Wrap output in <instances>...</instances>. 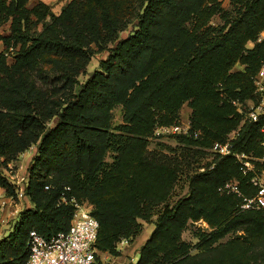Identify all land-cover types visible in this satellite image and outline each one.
<instances>
[{
    "label": "trees",
    "instance_id": "trees-1",
    "mask_svg": "<svg viewBox=\"0 0 264 264\" xmlns=\"http://www.w3.org/2000/svg\"><path fill=\"white\" fill-rule=\"evenodd\" d=\"M31 1L0 0V29L9 24L7 35L0 30V166L37 148L28 168L30 207L0 241V264L27 263L32 230L44 238L67 232L72 197L94 206L96 248L103 252L114 251L118 240L136 233V219L149 221L153 208L165 204L138 264H184L188 248L180 237L189 220L215 228L204 245L243 225L264 236V210L241 212L239 198L218 191L236 178L244 193L253 192L233 158L215 161L211 170L206 164L191 179L189 196L170 207L184 163L148 150L155 127L176 120L186 104L198 137H184L188 146L224 143L241 125L234 102L253 98L264 63V40L258 41L264 0H232L229 10L219 0H70L58 16ZM99 51L107 58L81 83ZM237 65L243 68L232 72ZM120 106L123 120L115 125ZM263 126L264 115L245 121L235 149L262 156ZM0 187L14 194L1 171ZM214 264L241 263L237 256Z\"/></svg>",
    "mask_w": 264,
    "mask_h": 264
},
{
    "label": "rangeland",
    "instance_id": "rangeland-1",
    "mask_svg": "<svg viewBox=\"0 0 264 264\" xmlns=\"http://www.w3.org/2000/svg\"><path fill=\"white\" fill-rule=\"evenodd\" d=\"M69 1L70 0H57V2L48 6L51 7L53 14L58 16ZM219 1L221 2L223 9L229 10L231 8L232 0ZM32 5L33 3L30 4V6ZM213 23L221 24L222 21L220 18L216 17L213 20ZM0 30L6 32L7 29L3 26ZM41 30L42 25H39L38 31ZM127 35L128 31L123 32L121 38H124ZM262 40H264V31L260 34L258 41ZM254 45L255 42H248L247 48H253ZM107 56V51L97 52L87 67V75L80 76V82L84 83L89 75L99 68L100 61L106 59ZM8 62L10 64L14 62V58L11 54L8 55ZM263 67L264 63H262L260 70ZM242 68L243 66L237 65L232 72H236ZM257 97H259V94L254 90L252 99H247L245 102H234L237 113L241 114L243 119L241 125L235 131L231 132L228 135V138H230L233 133L239 132L241 126L245 122V112L252 105L256 104ZM261 100L264 102V93ZM113 115L115 125L121 124L123 120L122 107L115 108ZM191 115L192 108L186 104L180 111L176 120H173V122L169 124L157 125L152 135L148 138V150L150 152L156 154L160 158L166 160L169 159V162L178 163L180 165L184 163V166L178 172V178L170 192L171 195L166 202V205L168 204L170 207H173L189 196L191 179L196 176L197 172L203 171L202 168H205L207 166L206 164H211L210 167L212 165L215 166L216 163L214 162L220 160L211 152L210 147L207 148L201 145L188 146L186 142L184 143L181 141L184 137L198 138L196 135L193 136V133L191 132ZM54 122H52L51 125H53ZM176 127H179V130L176 131ZM185 156H187V158H185ZM257 157L260 161H256L257 163L255 166L259 170L264 171V164H261L264 154H262V156L258 155ZM29 165L30 159L28 160L27 157L22 159L21 157L20 159L10 162L6 166H0V171L9 182L21 184L22 186L23 184L25 185V180L28 178ZM230 181L239 182L236 178H232ZM29 203L30 202H23L21 205V212L30 206ZM82 204H86L93 211L94 206L88 201H83ZM164 210L165 204H159L153 208V215L149 221L141 218L136 219V233L129 238L123 237L118 240L114 251L103 252L97 249L99 262L101 264H138L143 247L147 244L157 227L160 211ZM236 212L239 213L238 210L234 211V213ZM18 220V218H15L14 221L5 225L4 229L0 227V241L8 237ZM214 229L215 228L205 219L188 221L186 227L182 230L180 237V243L185 244L188 248V254L185 258L184 264H214L218 258L221 260H233L237 256L239 257V263L241 264H264V236L262 233L255 232L251 225H243L242 227L219 237L217 240L211 242L210 245H204V237L215 231ZM124 241L125 243H123ZM180 260V258H176L175 262H179Z\"/></svg>",
    "mask_w": 264,
    "mask_h": 264
},
{
    "label": "built area",
    "instance_id": "built-area-1",
    "mask_svg": "<svg viewBox=\"0 0 264 264\" xmlns=\"http://www.w3.org/2000/svg\"><path fill=\"white\" fill-rule=\"evenodd\" d=\"M10 51H13L11 49ZM256 93L262 97L264 93V67L255 78ZM264 115V102L252 105L245 112V121L258 122ZM176 131L179 127L175 128ZM260 145L264 149V126L261 127ZM238 132L233 133L230 138L224 142H216L211 146V152L218 159L233 158L239 165L242 173L249 177V185L253 189L251 194L243 192L239 182L227 181L218 188L221 195H233L239 198V210L256 211L264 210V171L259 170L255 164L260 161L253 154L240 152L234 147V140ZM36 146H33L34 148ZM31 149V148H30ZM29 149V150H30ZM257 161V162H256ZM264 164V158L261 160ZM212 165L209 169H213ZM204 171L205 168H202ZM25 185L9 182L14 190L10 195L0 187V225L5 226L15 218L19 219L21 205L23 202H29L26 195ZM20 185V186H19ZM66 202V198H62ZM75 210L71 225L67 232H60L50 238H44L35 230L29 233L27 248L28 260L26 264H101L98 260L96 243L99 233V222L92 215V210L86 204L76 201L75 198L69 200ZM125 243V241L123 242Z\"/></svg>",
    "mask_w": 264,
    "mask_h": 264
},
{
    "label": "crops",
    "instance_id": "crops-1",
    "mask_svg": "<svg viewBox=\"0 0 264 264\" xmlns=\"http://www.w3.org/2000/svg\"><path fill=\"white\" fill-rule=\"evenodd\" d=\"M39 1H41V2H43V3H45V4H47V5H50V4H52V3L57 2V0H32V1L30 2V4L33 3V5H34L35 3L39 2ZM4 27H5L7 30H6V32H5V31H4V32L1 31V33H2L3 35H7V34L9 33V32H8L9 24H6ZM3 49H4V44H3L2 41H0V53L3 51ZM36 152H37V148H36V147L31 148L30 150H28V151H26L25 153L21 154V155L19 156L18 159H20L21 157H22V159L27 157L28 160L30 159V163H31V161H32L33 157L35 156ZM29 204H30V203H29ZM29 207H30V206H29ZM0 227L4 229V226H0Z\"/></svg>",
    "mask_w": 264,
    "mask_h": 264
}]
</instances>
